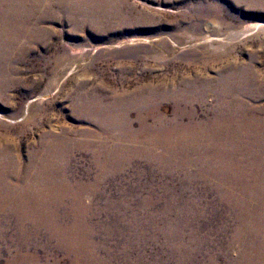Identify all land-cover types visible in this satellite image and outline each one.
Segmentation results:
<instances>
[{
	"label": "rangeland",
	"instance_id": "1",
	"mask_svg": "<svg viewBox=\"0 0 264 264\" xmlns=\"http://www.w3.org/2000/svg\"><path fill=\"white\" fill-rule=\"evenodd\" d=\"M35 1L41 2L38 16L43 19L5 24L0 13V148L19 161V173L39 142L50 143L51 125L70 145L83 139L81 130L102 135L108 128L118 134V117L117 126L110 127L106 117L82 115L94 104L103 112L116 95L128 96L141 87L171 91L184 81L199 84L232 67L249 72V90L264 92V28L249 29L264 22V0ZM208 23L213 26L209 32L204 29ZM233 31L243 33L212 51L211 46L180 43L192 32L215 39ZM163 51L167 55L156 59ZM171 94L158 96L160 111L169 118L176 110ZM256 96L253 102L264 106V94ZM210 104L206 96L198 115L206 114ZM174 141L144 139V152L131 155L123 173H108L101 184L94 182L97 169L90 152L74 150L62 162L69 177L88 183L79 195L86 208L81 235H59L60 243L46 228L52 221L65 225L78 217L68 193L60 202L0 203V264H75L76 259L77 264H235L242 246L235 240L234 210L214 188L186 177L195 167L167 157L195 158L200 152L192 147L200 142ZM23 210L30 211L26 217ZM43 211L55 221L46 215L45 223H36L34 217ZM69 244L75 247L70 250ZM260 252L264 255V246ZM254 253L253 260L262 264Z\"/></svg>",
	"mask_w": 264,
	"mask_h": 264
},
{
	"label": "bare ground",
	"instance_id": "2",
	"mask_svg": "<svg viewBox=\"0 0 264 264\" xmlns=\"http://www.w3.org/2000/svg\"><path fill=\"white\" fill-rule=\"evenodd\" d=\"M27 1L0 0L1 21L5 24L11 21L24 25L32 18L43 19L45 15L38 16L42 12L41 2L34 0L29 6ZM260 26L264 28V22L253 24L249 29ZM204 29L209 32L213 26L208 23ZM3 31L6 30L3 28ZM28 33L30 34V31ZM242 33L233 31L225 38L214 39L205 38L204 32L199 34L192 32V35H185L184 41L181 40L180 43L184 42L185 45L187 43L200 48L211 46L208 50L212 51L225 46L227 42ZM173 46L177 48L179 45L174 44ZM159 54L161 55L157 52L155 55L156 59L167 55L164 51ZM234 69L235 67H232L231 70L225 71L226 73L210 77L199 84L184 81L179 88L171 91L141 87L128 96L116 95L113 102L105 105L103 112L97 104H94L84 110L82 115L96 119L106 117L110 127L117 126L115 120L118 117L120 129L118 134L108 133V128L103 130L102 135L81 130L80 135L83 139L75 145H70L66 140L56 136L59 127L51 125L50 130L54 132L50 143L45 146L43 142H39L38 150L27 155L23 172L19 173V161H16L14 155L0 148L1 206L7 203L9 207H15L17 204L39 203L46 199L60 202L61 197L68 193L74 199L73 205H76L79 218L74 216L70 223L58 225L50 213L43 211L44 213L39 212L34 217V221L38 224L45 223L42 217L46 215L52 217L55 222L47 223L46 228L58 237L60 243H64L59 235L62 237L81 235V225L86 213V208L80 204L79 195L88 183L69 177L64 166V162L74 150L90 152V163L97 169L94 182L101 184L106 180L104 176L108 173H121L124 167L129 165L131 155L144 152V139L199 141L198 146L192 147L200 152L197 153V157L191 158L187 154L167 157L177 158L184 166L195 167L196 172H187L186 177L196 184L214 188L219 199L226 203L227 209L234 210L237 224L233 231L235 240L242 246V251L235 259V264H256V259L253 260V255H250L251 251L256 252L254 254L258 255L259 261L263 260L262 264H264V255L260 252L264 246V224H262L264 221V106L254 103L257 102L256 95L263 96L264 92L249 90L248 87L252 80L249 72L232 71ZM167 92H172V100L176 106L171 118L167 117L168 113L166 115L161 113V104L160 106L158 104V96L167 94ZM45 96L46 94L38 95L35 99L39 100ZM206 96L211 97V104L206 107V114L199 116L197 106L205 104ZM123 105L126 106L122 109ZM95 139H98L97 143H94ZM113 140L118 143L112 145ZM129 142L133 143L132 147H129ZM180 148L189 152L192 150L189 146ZM160 157L163 158V156ZM162 158L161 160L165 162ZM172 167L175 166L172 165ZM72 187H76V190L72 191ZM72 197H69L70 200ZM29 212L23 210L21 215L26 217ZM74 247V244H69L70 250ZM78 262L79 260L76 259L75 264Z\"/></svg>",
	"mask_w": 264,
	"mask_h": 264
}]
</instances>
